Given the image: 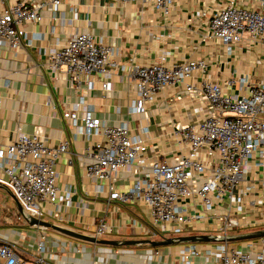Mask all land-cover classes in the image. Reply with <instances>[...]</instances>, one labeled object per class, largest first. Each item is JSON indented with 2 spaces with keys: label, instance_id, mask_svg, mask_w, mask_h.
<instances>
[{
  "label": "crops",
  "instance_id": "0c3cea01",
  "mask_svg": "<svg viewBox=\"0 0 264 264\" xmlns=\"http://www.w3.org/2000/svg\"><path fill=\"white\" fill-rule=\"evenodd\" d=\"M229 2L261 9L256 0H175L169 13L163 15L151 4L61 0L57 7L48 4L41 8L39 22L23 23L25 37L18 48L0 47V147L13 141L18 129L44 137L49 146H57L64 138L70 141L68 152L61 154L55 164L58 190L55 203L48 206L52 214L41 220L94 236L97 222L103 218L109 231L102 238H157L150 232L148 210L142 201L108 199L107 182L87 173L94 144L102 135L85 138L74 133L62 113L75 108L83 97L86 108L105 125L124 124L135 135L147 129L145 155L148 159L176 162L187 146L179 140L176 131L210 113L217 114L202 97L201 85L205 80L221 85L224 95L240 96L248 94V86L240 82L241 78H246L249 84L264 82V35L244 33L231 51L208 37L211 14ZM78 32L88 33L109 45L117 67L105 77L93 72L74 88L63 71L51 74L45 61L51 50ZM187 60H202L205 69L193 72L183 83L157 92L144 112H130L136 99L135 80L130 74L132 66L162 62L173 65ZM86 81H91V89L87 88ZM103 82L109 89L102 88ZM185 84L192 85L193 90L186 92ZM143 174L144 169H119L113 183L118 191H125ZM219 213V209L210 212L211 215ZM198 222L214 228L217 224L209 216ZM47 229L51 248H47L44 257L54 264H215L214 256L205 252L213 248V242L159 248L109 247ZM201 234L215 235V232L187 231L181 235ZM246 242L249 241L237 247H244ZM186 247H194L197 254L185 252Z\"/></svg>",
  "mask_w": 264,
  "mask_h": 264
},
{
  "label": "built area",
  "instance_id": "2783aa9c",
  "mask_svg": "<svg viewBox=\"0 0 264 264\" xmlns=\"http://www.w3.org/2000/svg\"><path fill=\"white\" fill-rule=\"evenodd\" d=\"M119 1L151 4L166 15L175 0ZM256 1L261 9L239 7L232 2L216 9L209 18L208 37L231 51L244 33L263 36L264 0ZM60 3L61 0H0V47L18 48L25 37L23 23L39 22L41 8L48 4L57 7ZM45 66L51 74L63 71L69 84L78 88L93 72L107 76L117 67V61L109 45L88 33L78 32L47 54ZM205 66L202 60L132 66L130 74L135 80L136 99L130 112H144L157 92L183 83ZM240 82L248 86L247 95H224L221 85L215 81L202 83V97L217 114L210 113L176 131L179 140L187 146L186 152L174 163L148 159L145 155L147 129L135 135L124 124L107 126L86 108L83 97L75 108L64 111L62 118L74 133L85 138L102 135L94 144L87 173L107 182L108 199L142 201L154 236L209 230L226 237L264 229V82L249 84L246 78ZM86 86L91 89V81H86ZM101 86L109 89L106 82ZM184 88L186 92L193 90L189 84ZM69 146L68 138L57 146H49L44 137L18 129L13 141L0 147V186L15 198L27 223L32 218L41 220L52 214L48 206L55 203L58 190L55 164L61 154L68 152ZM123 168L144 169V174L129 189L118 191L113 177ZM213 209L221 213L211 215ZM207 216L215 220V228L198 222ZM108 231L105 220L99 218L94 236L101 237ZM40 232L34 251L0 236V264H54L44 257L47 243ZM229 243L215 242L205 252L214 256L215 264H264V236L257 243L246 242L241 248ZM185 252L197 254L194 247H186Z\"/></svg>",
  "mask_w": 264,
  "mask_h": 264
},
{
  "label": "water",
  "instance_id": "95a60500",
  "mask_svg": "<svg viewBox=\"0 0 264 264\" xmlns=\"http://www.w3.org/2000/svg\"><path fill=\"white\" fill-rule=\"evenodd\" d=\"M13 197V196H12ZM14 198V197H13ZM15 200V198H14ZM16 201V200H15ZM17 203V201H16ZM18 209L21 211L20 206ZM30 225L43 226L45 228H52L60 233H63L69 237L91 243L94 245L109 246V247H139L147 246L149 248H159L163 246H169L180 243H197V242H239L249 241L264 236V229H257L253 231L243 232L228 235L226 237L220 235H178V236H160L156 239H107L98 238L96 236L84 235L78 232L70 231L52 225L49 222L32 218L28 221Z\"/></svg>",
  "mask_w": 264,
  "mask_h": 264
},
{
  "label": "rangeland",
  "instance_id": "374dc122",
  "mask_svg": "<svg viewBox=\"0 0 264 264\" xmlns=\"http://www.w3.org/2000/svg\"><path fill=\"white\" fill-rule=\"evenodd\" d=\"M33 229H38V231H33ZM40 231H42L46 238L47 248L50 247L48 245L50 230L43 226L28 224L27 221H25L24 214L18 209L17 203L12 195L5 188L0 186V236L11 238L13 241L17 242V244L34 251L36 243L41 236ZM257 241L258 238L249 240V242L253 243H257ZM242 242L243 241L230 242L229 244L238 246L241 245ZM24 257L29 260V257L25 255Z\"/></svg>",
  "mask_w": 264,
  "mask_h": 264
}]
</instances>
